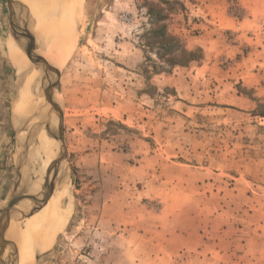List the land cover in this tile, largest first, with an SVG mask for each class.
<instances>
[{"label":"rangeland","instance_id":"1","mask_svg":"<svg viewBox=\"0 0 264 264\" xmlns=\"http://www.w3.org/2000/svg\"><path fill=\"white\" fill-rule=\"evenodd\" d=\"M12 1L0 0V264L17 250L11 222L8 234L44 215L51 182L68 220L26 264H264V0H83L62 59L41 45L59 65L37 54L58 69L52 138H34L21 166L12 114L29 84L9 47L22 74L20 43H37L43 18L47 30L53 0Z\"/></svg>","mask_w":264,"mask_h":264},{"label":"bare ground","instance_id":"2","mask_svg":"<svg viewBox=\"0 0 264 264\" xmlns=\"http://www.w3.org/2000/svg\"><path fill=\"white\" fill-rule=\"evenodd\" d=\"M82 1L83 0H53V2H51L52 4L50 8L48 7L49 11L45 18L46 25L48 27L47 30L46 29L42 30L41 24H43L44 18L43 19L41 18L42 20L38 21L39 28H40L39 33H38L39 40L35 38L38 44L36 43V41H35L36 44H33L32 43L33 41H32L29 45L27 44L28 47L30 46V49L32 48L33 49L32 51L36 54L45 55L55 66L56 64L58 66L60 61L58 60L59 61L58 62L54 60V57L51 56L49 53H47L46 49L42 48L41 45L46 46L44 45L45 44L44 41H48V39H50L51 41H53L54 51L58 55L57 59L58 58H60V60L62 59L63 55H65L64 52L67 50V48L72 43L74 29L78 21V16L80 12L79 8L81 6ZM10 47H11L9 50L10 60H11V63L15 66L14 68L16 70V75L19 77V79H21V81L25 82V84H29V85L33 84L34 87L38 88L41 92L40 93L38 90L34 88H28L29 85L27 86V88L26 86L22 85V87L20 86V89L17 90L18 102L12 114L13 126H14L15 134H16V153H15L14 158H15V164L17 166H21L25 153L26 151H29L28 147L32 143L34 138L35 140L38 139V142L40 143V145H42L43 149H46L47 146L50 144V137L52 133H51L50 127H48L45 120L48 118V113L51 114V112L53 111V108H52V111L51 109L48 110V107L53 102L50 95L52 96L53 94H50L51 92L49 93L48 91L50 89L49 76L44 72L43 69L42 71L41 69L36 67L32 62H30L29 59L27 60L28 57L25 55L22 49H19L20 52L25 57L24 58L23 56H21L19 58V61L21 64L20 68L22 69V74H21L20 69H18V65L15 64L16 61H14V55H15L14 48L12 46ZM56 53H52V54L55 55ZM45 56L44 58H46ZM33 93H35L36 98L34 97ZM37 150L35 149L34 151H32L33 152L32 155L30 154L31 159L36 157ZM47 153L44 154L45 160H47L46 158ZM28 158L29 157H26V160ZM31 159L29 158L28 161L30 162ZM39 160L36 162H39ZM42 162L43 161H41L40 165L43 167L46 161L44 162V164ZM22 173H24V171ZM24 174L25 175L28 174V176L30 177L29 173L25 172ZM29 182H27V187L29 189V192L34 196H36L37 194L40 195L41 193L39 194L38 191H35L36 189L35 187H34L35 189L34 188L32 189V186L28 184ZM55 186H56V182L55 183L51 182L50 188L48 189L50 190V193H51L50 197L46 200V202L42 206L39 207L44 210L45 212L44 215L42 214V216L40 217L39 215H36V217H33V219L30 218V220L27 222L26 230H19V231H16V233L14 234H8L9 231H13V229H15V226L19 224L17 221L11 222L6 232L7 234L6 236L8 237V240L11 242V244L12 245L14 244L17 250L14 252L11 258L9 259L6 258L8 260L6 264H26L25 263L26 252L28 253L30 252L31 254L32 253L36 254L38 253V251L40 252L47 251L52 247L51 245L48 244L49 241L52 243L55 240L57 234H59V232L63 229L65 225V224L63 226L61 225L64 221V217L67 218L68 220V216H69V212L66 207L67 206L66 193L61 192L62 195L61 194L57 195L58 193L57 190L59 186L56 188ZM45 196H47V194ZM40 212L38 211V213ZM31 214L29 216H31ZM31 229H35V230H31ZM51 230H53V233H46ZM1 248L2 246H0V254L2 255L1 250L3 248L2 249ZM27 256L29 257L30 255H27ZM1 257L3 258V256ZM31 261H34V259L30 260V264H31ZM0 262H3V261H0Z\"/></svg>","mask_w":264,"mask_h":264},{"label":"water","instance_id":"3","mask_svg":"<svg viewBox=\"0 0 264 264\" xmlns=\"http://www.w3.org/2000/svg\"><path fill=\"white\" fill-rule=\"evenodd\" d=\"M12 1V0H10ZM14 2V1H12ZM15 5V3H14ZM18 6H20V3L17 4ZM16 19V11L14 10L11 14V19H10V24H14ZM34 44V43H33ZM20 47L22 48L23 52L25 53V55L28 57V59L37 67L43 69L46 74L49 76L50 78V83H51V88H54V84L52 82V77L54 75H58V69H56L55 67H53L43 56H39L37 54H35L32 50V48L30 49L29 47H24V45L20 43ZM50 105H54L53 102ZM55 106V105H54ZM62 112H60V116H61ZM5 227L0 226V229H4Z\"/></svg>","mask_w":264,"mask_h":264},{"label":"trees","instance_id":"4","mask_svg":"<svg viewBox=\"0 0 264 264\" xmlns=\"http://www.w3.org/2000/svg\"><path fill=\"white\" fill-rule=\"evenodd\" d=\"M160 2L164 5V4H166L167 6L168 5H171L170 4V2L169 1H166V0H160ZM150 16H153L152 14H149ZM160 15V17H159V19H161V18H168V15L167 14H165L164 13V10L162 9V8H160L159 7V12H158V16ZM154 33H158L159 35H164V34H167V29L165 28V27H162V28H160L159 29V31L157 32H154ZM168 35V34H167ZM169 39H170V44H171V47L173 48V49H177V51L179 52V53H182V55L184 56V57H187V56H193V54L192 53H188L187 51H186V49L184 48V46L182 45V43L178 40V39H176L175 37H171V36H169ZM169 49H171L170 47H169Z\"/></svg>","mask_w":264,"mask_h":264},{"label":"crops","instance_id":"5","mask_svg":"<svg viewBox=\"0 0 264 264\" xmlns=\"http://www.w3.org/2000/svg\"><path fill=\"white\" fill-rule=\"evenodd\" d=\"M201 1V0H200ZM11 47H9L10 50ZM10 55V54H9ZM11 61V60H10ZM3 69L2 66L0 67V70ZM0 91H1V87H0ZM1 126H2V121H1V117H0V133H1ZM1 154V151H0Z\"/></svg>","mask_w":264,"mask_h":264}]
</instances>
